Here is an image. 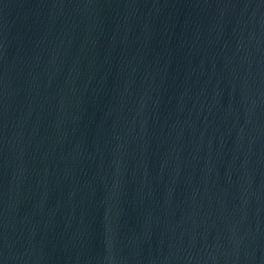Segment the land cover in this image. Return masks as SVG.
Wrapping results in <instances>:
<instances>
[{
  "label": "water",
  "instance_id": "1",
  "mask_svg": "<svg viewBox=\"0 0 264 264\" xmlns=\"http://www.w3.org/2000/svg\"><path fill=\"white\" fill-rule=\"evenodd\" d=\"M0 264H264V0H0Z\"/></svg>",
  "mask_w": 264,
  "mask_h": 264
}]
</instances>
